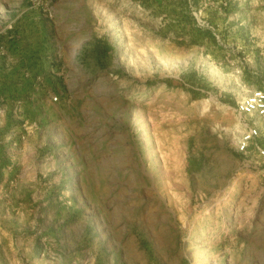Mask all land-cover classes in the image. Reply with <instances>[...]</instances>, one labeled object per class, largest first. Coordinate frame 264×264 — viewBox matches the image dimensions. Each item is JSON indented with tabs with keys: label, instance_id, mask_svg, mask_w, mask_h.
I'll list each match as a JSON object with an SVG mask.
<instances>
[{
	"label": "rangeland",
	"instance_id": "1",
	"mask_svg": "<svg viewBox=\"0 0 264 264\" xmlns=\"http://www.w3.org/2000/svg\"><path fill=\"white\" fill-rule=\"evenodd\" d=\"M0 3V264H264V0Z\"/></svg>",
	"mask_w": 264,
	"mask_h": 264
},
{
	"label": "built area",
	"instance_id": "2",
	"mask_svg": "<svg viewBox=\"0 0 264 264\" xmlns=\"http://www.w3.org/2000/svg\"><path fill=\"white\" fill-rule=\"evenodd\" d=\"M234 110L241 124L237 151L241 155L255 157L256 161L260 160L264 164V134L258 123L264 119V89L252 90L236 102Z\"/></svg>",
	"mask_w": 264,
	"mask_h": 264
},
{
	"label": "crops",
	"instance_id": "3",
	"mask_svg": "<svg viewBox=\"0 0 264 264\" xmlns=\"http://www.w3.org/2000/svg\"><path fill=\"white\" fill-rule=\"evenodd\" d=\"M4 5L0 3V11L3 10Z\"/></svg>",
	"mask_w": 264,
	"mask_h": 264
}]
</instances>
